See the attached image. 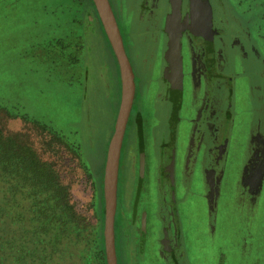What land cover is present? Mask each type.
Wrapping results in <instances>:
<instances>
[{"label":"rangeland","instance_id":"rangeland-1","mask_svg":"<svg viewBox=\"0 0 264 264\" xmlns=\"http://www.w3.org/2000/svg\"><path fill=\"white\" fill-rule=\"evenodd\" d=\"M11 1L0 3V128L16 142L32 146L43 160L52 162L76 211L96 223V178L106 161L121 99L115 54L98 13L95 25L90 30L85 27L84 6L95 10L93 0ZM224 1L244 22L264 57V38L257 29L256 12L241 0ZM116 11L127 26L124 9L116 7ZM134 22L135 18L131 20L132 28ZM160 44L159 37L152 48L157 50ZM135 65L140 66L137 61ZM202 67L198 60L183 73L182 93L191 111L182 116L177 134L182 157L190 151L193 130H200L195 119L207 95L200 74ZM244 95L249 94L240 93L228 160L220 168L226 171L221 188L214 171H199L193 189L179 208L188 229L191 264H264V135L257 136L253 128L249 130L253 116ZM255 95L263 94L255 91ZM259 106L255 125L261 118L264 121L262 97ZM263 125L257 127L260 132ZM52 132L65 140L52 138ZM135 134L130 132L124 150L129 151ZM260 136L263 138L258 139ZM75 143L85 163L74 150ZM168 145L163 151L173 149L171 142ZM204 147L203 143L201 149ZM131 176L130 169L124 168L126 197L134 187ZM144 196L148 204L143 207L148 209L152 222L158 204L154 195ZM142 221L144 225L146 219ZM128 237L120 239V264H163L155 254V240L139 245L146 250L144 253L133 249Z\"/></svg>","mask_w":264,"mask_h":264},{"label":"flooded vegetation","instance_id":"flooded-vegetation-1","mask_svg":"<svg viewBox=\"0 0 264 264\" xmlns=\"http://www.w3.org/2000/svg\"><path fill=\"white\" fill-rule=\"evenodd\" d=\"M109 1L132 65L136 86L120 157L115 218L117 256L119 259L120 239L122 236L127 239L130 235L128 238L130 243L133 241V249L144 253L146 250L139 245L155 240V254L163 264H191L187 250L188 229L184 227L179 208L193 189L199 171H214L221 188V179L223 181L226 171L222 172L220 168L227 163L234 139L241 92L249 94L244 95L253 116L249 130L253 128L257 136L264 135V125L261 132L257 128L264 124L262 118L260 124L255 125L260 111L259 100L261 97L264 99V57L253 43L244 22L234 15V10L224 0ZM0 3L10 4L12 1L0 0ZM116 7L124 9L127 26ZM84 12L87 17L85 27L89 29L95 25L97 10H87L84 6ZM134 18L135 26L132 28L131 20ZM72 19V24H75L74 17ZM173 25L178 30L180 61L177 62L171 55ZM93 33L97 35L96 30ZM159 37L161 44L154 50L152 43ZM198 60L203 65L200 74L207 95L195 119L197 126V122L200 123V130H193L190 151L182 157L177 134L182 116L191 111L186 95L182 93L183 90L185 93L183 73ZM136 61L139 67H136ZM86 62L91 63V60L86 59ZM116 66L121 95L117 59ZM255 91L263 95H255ZM160 92L162 95H158ZM132 131L136 133V141L134 139L126 151L125 142ZM170 142L173 149L163 151ZM203 143L205 147L201 149ZM249 145L248 156L251 157V142ZM124 168L130 169L134 179L129 197L124 193ZM143 195L156 198L158 212L152 222L148 209H145L148 203L145 204ZM217 210L218 207L212 214L214 222ZM143 218L146 219L144 225Z\"/></svg>","mask_w":264,"mask_h":264},{"label":"trees","instance_id":"trees-1","mask_svg":"<svg viewBox=\"0 0 264 264\" xmlns=\"http://www.w3.org/2000/svg\"><path fill=\"white\" fill-rule=\"evenodd\" d=\"M241 1L256 12L264 38V0ZM73 148L83 160L79 144ZM104 163L96 178L98 220L92 223L74 208L54 164L0 128V264H107Z\"/></svg>","mask_w":264,"mask_h":264},{"label":"water","instance_id":"water-1","mask_svg":"<svg viewBox=\"0 0 264 264\" xmlns=\"http://www.w3.org/2000/svg\"><path fill=\"white\" fill-rule=\"evenodd\" d=\"M99 19L118 62L121 78V99L110 142L108 144L103 178L105 206L104 242L107 264H119L116 248L115 218L120 157L123 139L135 96V79L132 65L127 56L123 38L109 0H93ZM177 27L172 26V60L180 61Z\"/></svg>","mask_w":264,"mask_h":264}]
</instances>
